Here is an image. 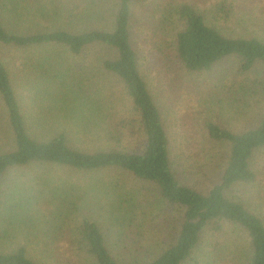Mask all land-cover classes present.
<instances>
[{
    "label": "trees",
    "instance_id": "16d2710c",
    "mask_svg": "<svg viewBox=\"0 0 264 264\" xmlns=\"http://www.w3.org/2000/svg\"><path fill=\"white\" fill-rule=\"evenodd\" d=\"M145 1L0 0V47L15 52L0 59V264H77L81 254L119 264L100 230L107 223L139 235L157 228L153 258L135 264H264V212L237 194L259 182L264 111L239 133L205 121L209 140L228 147L224 172L206 192L182 183L133 40L134 6ZM176 14L173 44L150 38L165 58L189 72L228 57L242 74L264 66L260 39L226 37L189 4ZM135 183L154 192L163 222L153 221ZM172 210L178 218L164 222Z\"/></svg>",
    "mask_w": 264,
    "mask_h": 264
},
{
    "label": "rangeland",
    "instance_id": "374dc122",
    "mask_svg": "<svg viewBox=\"0 0 264 264\" xmlns=\"http://www.w3.org/2000/svg\"><path fill=\"white\" fill-rule=\"evenodd\" d=\"M86 1L45 0L49 5L64 2L71 6ZM183 4L194 6L206 18L208 25L226 37L258 38L264 42V0H147L134 6L133 40L139 54L140 71L161 110L171 141L173 170L182 183L206 192L224 172L229 150L225 144L211 142L203 132L202 125L205 121H211L234 133L253 128L260 110L264 111V94L261 92L264 66L242 74L239 60L228 57L209 72H189L174 58L160 55L150 38L162 35L167 43H174L177 32L182 28L176 10ZM14 55L13 50L0 47V59L6 63ZM15 80L13 78L20 92L21 87ZM76 144L79 146V141ZM254 169L260 173L256 188L249 191L241 188L237 194L264 212V200L259 198L260 194L264 195V150L256 155ZM38 171L35 168L26 170L31 174ZM47 172L51 177L65 180L79 178L77 174L62 170ZM21 173L23 170L15 171L10 179L16 181L15 178ZM134 185L138 191L143 190L146 202L150 203L146 205V210L155 217L153 221L163 222L154 192H146L147 186L142 184ZM177 218L178 214L172 210L165 214L164 222H173ZM132 228L122 229L112 223L100 224L107 246L119 264H135L133 259L139 258V262H142L143 258H153V240L159 237L157 228L153 226L141 235L137 228ZM81 256L74 258L77 264H93L85 255ZM203 264L223 263L207 260Z\"/></svg>",
    "mask_w": 264,
    "mask_h": 264
}]
</instances>
